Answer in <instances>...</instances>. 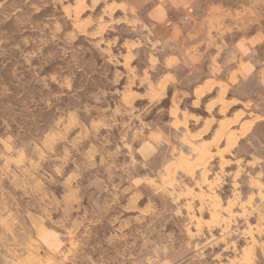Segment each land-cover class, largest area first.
I'll return each mask as SVG.
<instances>
[{"label":"rangeland","instance_id":"1","mask_svg":"<svg viewBox=\"0 0 264 264\" xmlns=\"http://www.w3.org/2000/svg\"><path fill=\"white\" fill-rule=\"evenodd\" d=\"M123 1L128 2L0 0V264L53 263L45 259L43 252L24 246L28 244L27 239L21 238L20 224L12 222L11 188L28 187L30 173L42 172L44 149L56 141L50 137L69 132L78 117L89 120L93 112L108 114L107 118L114 120L121 117L123 122H130L129 130L137 135L160 127L168 118L166 111L157 109L167 106L169 97L149 112L141 111L145 105L139 99L131 103L135 114L124 116L129 114H124L122 105L132 101L133 95H139L143 88L141 68L147 64L148 55L163 42L159 39L158 44L146 15L155 0H137L143 5L121 14L114 7L116 2ZM187 13L191 19L183 21L182 16ZM169 19L173 23L168 26ZM164 25L167 31L177 27L192 34L186 36L189 43H210L199 70L186 76L191 82L208 70L209 58L215 52L223 49L222 53L231 58L236 41L254 45L256 55L264 60V0H194L168 17ZM164 41L172 48L180 40ZM133 42L139 46H131ZM158 72L157 69L152 78ZM258 74L247 77L239 87L242 103L230 105V119H244L246 124L240 132H231L237 127L230 126L228 152L221 155L220 144L190 147L179 141V132L168 127L170 141L161 146L158 156L149 163L148 185L167 187L165 198L156 192L154 201H162L160 204L169 214L172 203L167 200L175 199L186 213L182 223L188 229V215L198 216L199 221L211 216L205 201L213 202L215 216L220 214L223 202L224 214L244 217L233 218L226 231L227 243L235 242L237 246L242 243L240 234L253 222L260 223L264 240V75ZM76 132L73 129L69 134ZM236 134L242 137L234 143ZM176 149L183 158L176 157L174 161ZM205 150L212 154L206 160H195L194 155ZM164 158V167L157 171ZM134 163L127 159L128 172H134ZM187 190L195 196H188ZM177 192L186 196L177 200ZM199 234V247L191 250L185 263H211L210 255H205L204 235ZM183 242L187 244L188 240L184 238ZM158 261L153 247L138 264Z\"/></svg>","mask_w":264,"mask_h":264},{"label":"crops","instance_id":"2","mask_svg":"<svg viewBox=\"0 0 264 264\" xmlns=\"http://www.w3.org/2000/svg\"><path fill=\"white\" fill-rule=\"evenodd\" d=\"M193 2L155 0L148 7L146 15L152 32L157 35L158 44L159 39L163 43L148 55L147 64L141 68L143 88L139 95H133L132 101L122 105L124 114H129L124 116L130 117L135 114L132 102L143 100L145 108L141 111L149 112L169 97L168 105L157 109L167 112L165 122L137 135L129 130L130 122H123L121 117L109 119L108 114L102 116L98 112H93L89 120L78 117L68 134L62 131L50 137L56 141L47 144L50 148L44 149L42 172L30 173L29 186L11 187L12 222L20 224L21 238L27 239L28 244L24 246L43 252L46 260L53 261L51 264H138L153 247L159 256L157 264H188L184 259L199 247L200 232L204 235L205 255H210L208 264H264L259 222H253L240 234L241 244H228L226 231L232 219L244 217L224 214L223 202L220 214L217 210L215 216L213 202L205 201L211 216L199 221L198 216L188 215V229L182 223L186 213L175 199L167 200L172 203L169 214L160 204L162 201H154L156 192L165 198L167 187L148 185L149 163L158 156L161 146L170 141L168 127L179 132V141L190 147L220 144L221 155L228 152L230 126L237 127L231 132H240L246 124L244 119H230V105L242 103L238 89L247 77L254 73L264 75V60L256 55L254 45L240 40L234 44L231 58L221 49L209 58L208 70L195 82L186 78L199 70L210 43H189L186 36L190 34L177 27L167 31L164 24L168 17ZM142 5L128 0L116 2L114 8L127 14V10ZM168 38L180 41L171 48L164 41ZM131 46L139 45L133 42ZM157 69V76L152 78ZM73 129H77L76 134H69ZM241 137L236 134L233 142ZM210 154L200 151L194 158L206 160ZM181 156L178 149L174 161ZM127 157L135 161L134 172H128L125 166ZM164 162L165 158L157 171L164 167ZM197 167L195 164L194 169ZM187 193L195 196L190 190ZM182 196L186 194L177 192V200ZM64 234L67 237L63 239ZM184 238L187 244L182 243Z\"/></svg>","mask_w":264,"mask_h":264},{"label":"built area","instance_id":"3","mask_svg":"<svg viewBox=\"0 0 264 264\" xmlns=\"http://www.w3.org/2000/svg\"><path fill=\"white\" fill-rule=\"evenodd\" d=\"M182 19H183V21H188V20H190L191 19V14L190 13H187V14H184L183 16H182ZM173 23V20H171V19H169L168 21H167V25L169 26V25H171ZM67 237V235H63L62 236V238L64 239V238H66Z\"/></svg>","mask_w":264,"mask_h":264},{"label":"bare ground","instance_id":"4","mask_svg":"<svg viewBox=\"0 0 264 264\" xmlns=\"http://www.w3.org/2000/svg\"><path fill=\"white\" fill-rule=\"evenodd\" d=\"M232 102V101H231Z\"/></svg>","mask_w":264,"mask_h":264}]
</instances>
